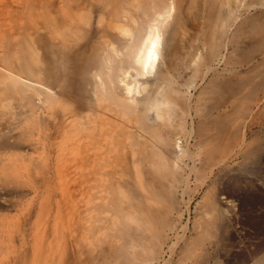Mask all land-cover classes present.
Segmentation results:
<instances>
[{"label": "bare ground", "instance_id": "6f19581e", "mask_svg": "<svg viewBox=\"0 0 264 264\" xmlns=\"http://www.w3.org/2000/svg\"><path fill=\"white\" fill-rule=\"evenodd\" d=\"M9 1L0 211L25 212L0 218V253L13 224L30 249L10 264H155L191 174L196 187L215 174L196 201L214 237L234 201L221 174L255 153L264 0Z\"/></svg>", "mask_w": 264, "mask_h": 264}, {"label": "rangeland", "instance_id": "374dc122", "mask_svg": "<svg viewBox=\"0 0 264 264\" xmlns=\"http://www.w3.org/2000/svg\"><path fill=\"white\" fill-rule=\"evenodd\" d=\"M19 1L20 0H10L9 4L17 5L19 4ZM4 2L5 0L4 1L0 0V8H1V4H4ZM6 3L7 0L5 2V5L2 6H6ZM9 6L10 8L13 7L12 5ZM8 7L7 6L3 7L1 8L2 10H0V12H5L3 13V15H0L2 16V18H0V23L5 22L4 25L6 26L4 30L3 27L2 28L0 27L1 48H3V44L5 43V39L3 37V35L6 33L5 29H8L9 26L12 25L13 23L12 19L14 18L15 15L14 14L12 18L11 13H9V15L7 14ZM14 7L16 6L14 5ZM12 11H14V8H12ZM6 15L9 17V19L8 17H6ZM3 17H5L4 18L5 20L6 18L8 19V21L12 20L11 23L7 22V20L4 21ZM1 51L3 52V49L0 50V53L2 55ZM228 106L230 107V105ZM28 120L30 119L28 118ZM233 120L236 123L238 122L239 119L236 118ZM246 127L250 128L247 129V139L251 138L249 137L251 135L253 136V138L257 139L256 142L253 141L254 143H252L251 147H248V149L249 148L251 149L252 146L254 145L253 149H255L254 150L255 153L254 152L251 153L254 155L252 156L250 154L251 156H248L249 155L248 153V155L244 157L245 158L244 161L242 160L240 162L241 166L238 164L239 163L238 161L241 160V158L233 159V160L230 159L231 162L229 161L228 164L229 167L231 166V168L229 169L228 167L227 169L228 171L226 170L224 174H221L222 181L219 180L220 184L224 180L223 184L221 185L217 184V187L220 185L221 188L223 189L222 194L225 193L224 195H228L229 198L234 199V201H236L237 203L234 201L233 203L229 202L227 205L224 203L223 212L224 214L229 213V215L227 214L223 216V219L220 221L221 223H219L218 228H216L214 237L209 235L210 233H206L207 231L204 229L206 228L207 222L204 214L202 213L203 212L202 210H204L202 207L203 205H200L197 202L200 199L207 184L211 182V179L214 177L215 174H212L209 178L210 180L208 179L204 185H200V186L197 185V187L195 186L196 185L194 181L195 178L191 174L188 187L184 191L179 189L176 193L177 199L179 198L178 201L180 200L178 204L179 209L182 210L180 211L181 212L180 214H178V212H176L175 209L170 210V215L177 222L172 229H169L167 227L165 228V232H167L166 235L169 237L167 238L164 244L163 247L164 251L159 256L158 260L155 261L156 262L155 264H212V261H214V259L216 258L221 259L222 264H243V263L264 264V258L261 262L257 261L258 260L257 258H259V256H261L262 258L264 253V249H263L264 248V244H263L264 243V125L252 124L249 127L248 125H246L245 128ZM191 145L192 144H190V149L192 151L196 150V148ZM48 154L49 153L47 150L44 149L39 150L37 152L38 157L35 159L36 163L38 162L39 159L43 162L44 159H47ZM234 160L235 162H233ZM185 161L188 162L189 161L188 158H185ZM33 164L35 165V163L34 162L32 163V170L33 167H35ZM236 195H237V199L239 200L236 199L235 197ZM26 201H29V199H26ZM17 208H11L10 210L0 211V218L5 217L6 219L7 218L6 215L8 217L12 216L16 218L18 216H21L25 212V208L22 207H17ZM199 212H201L203 215ZM201 228H203L206 231L204 232L206 234L203 233L204 230ZM7 230L10 231L5 233V241L3 247L4 250L2 249V252L0 253V264H10L8 260L10 256L15 255L14 254L15 252H19L21 249H30L28 243L27 242L23 243L21 238L19 239L20 235H16L15 232L16 230L13 224H10ZM180 234H183V236L187 238V249L189 250L187 249L183 250L180 248L182 245V239H180L181 238ZM203 236L205 238H203ZM26 238L29 239L30 236L29 237L27 236ZM188 239L190 240V242L193 240L194 244L193 242H191L193 244L192 245ZM199 239H202L200 240L201 242L199 241ZM16 242L18 245H15ZM261 245L263 246V248ZM180 249L181 251H179ZM249 251L250 252L252 251L251 254H249L250 253ZM245 256L247 257L245 258ZM241 260L243 263L241 262Z\"/></svg>", "mask_w": 264, "mask_h": 264}, {"label": "crops", "instance_id": "0c3cea01", "mask_svg": "<svg viewBox=\"0 0 264 264\" xmlns=\"http://www.w3.org/2000/svg\"><path fill=\"white\" fill-rule=\"evenodd\" d=\"M263 92V91H262ZM262 100H264V96H263V98H262ZM262 102H264V101H262ZM262 104V103H261ZM264 108V106L262 107V109ZM263 111V112H262ZM261 111V108H259V110L256 112V114H255V117H256V115H257V117H258V119H257V117H256V119H255V122H256V120H257V122L255 123L254 121H253V123H250V125L251 124H258V125H264V109ZM261 114V116L259 117V115ZM247 117V119H248V121H250L249 119H250V116L248 115V116H246ZM254 119H251V121L252 120H254ZM247 125L248 126H250L248 123H247Z\"/></svg>", "mask_w": 264, "mask_h": 264}]
</instances>
